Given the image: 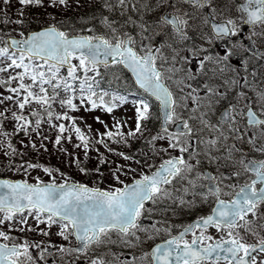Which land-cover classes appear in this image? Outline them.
<instances>
[{
    "label": "snow or ice",
    "instance_id": "6c2138e0",
    "mask_svg": "<svg viewBox=\"0 0 264 264\" xmlns=\"http://www.w3.org/2000/svg\"><path fill=\"white\" fill-rule=\"evenodd\" d=\"M257 26L264 0H0V264H264Z\"/></svg>",
    "mask_w": 264,
    "mask_h": 264
},
{
    "label": "rangeland",
    "instance_id": "374dc122",
    "mask_svg": "<svg viewBox=\"0 0 264 264\" xmlns=\"http://www.w3.org/2000/svg\"><path fill=\"white\" fill-rule=\"evenodd\" d=\"M33 11H39V10H38V9H33ZM85 11H87V9H85ZM9 27H11V25H10ZM216 49H217V50H215L216 52H221V51L223 50V48H222V50L219 49V48H216ZM235 51H236L238 54L246 55V52H245L243 49L237 48V49H235ZM232 62H233L234 65H235V64H238V57H233V58H232ZM250 65H252V63L249 62V66H250ZM125 107H127V106H125ZM125 107H122V108H119V109H115L114 112L116 113L117 116H119V115H121V114L124 113V111H125ZM129 114H130V112H129ZM76 115H77V116H83V117H84V120L87 122V124H90L91 127H92L93 129H97V130H99V131H104L105 129H104V126H103L102 124H100L99 122H97V121L94 119L95 116H100L101 119H103L106 123H108L109 126H111V124H112V119H113V117H112L111 114H108V113H106L105 111L100 110V109H94V110H90V111H88V112L81 111V112H79V113H76ZM80 123H81L82 126L84 125V121H81ZM49 147H51V146H49ZM101 150L103 151L102 146H101ZM29 156L34 157V153H30ZM27 158H29V157H26V159H27ZM41 159H42L43 161H45V162H50L53 166L61 167L62 170L69 172L70 175L75 176L77 179H81V178H82V174L77 173V172L74 170V168H68V167H67V161L64 160V159H63L58 153H56L55 151H52L51 155H49V154H44V155L41 157ZM62 160H63V162H62ZM93 163H94V157H93ZM0 170H2V171L4 172V170H3L2 167H0ZM4 174L10 175V176H12V175H16V174H13V173H5V172H4ZM57 175H58V174H57ZM41 176H42V178L47 179V176L44 175L43 173H41ZM16 178H20V177H19V176H16ZM188 216H190V215H186L185 217H182L181 219H186ZM188 219H189V218H188ZM177 222H179V221H177ZM57 237H58V236H57ZM55 238H56V235L53 234L52 236H50V237H46L45 239H46V240H47V239H51V240L54 241ZM58 240L60 241L61 238L58 237Z\"/></svg>",
    "mask_w": 264,
    "mask_h": 264
},
{
    "label": "flooded vegetation",
    "instance_id": "af4514ba",
    "mask_svg": "<svg viewBox=\"0 0 264 264\" xmlns=\"http://www.w3.org/2000/svg\"><path fill=\"white\" fill-rule=\"evenodd\" d=\"M264 28V26H257L256 27V32H257V35L253 36L252 37V40H254L256 42V47L257 48H261V49H264V36H261L259 33L261 31V29ZM242 32L240 33V38L245 42V43H249L248 41V35H249V29L247 27V25H243L242 26ZM216 48H219V49H222V46L221 47H216ZM215 48V49H216ZM246 55H248V53L246 52ZM250 63H252V65H250L249 67H253L255 66L256 63H261V64H264V61H257L255 58H252L250 59L249 61ZM237 119H239V117H237ZM43 247V245H42ZM51 259V258H50Z\"/></svg>",
    "mask_w": 264,
    "mask_h": 264
},
{
    "label": "trees",
    "instance_id": "16d2710c",
    "mask_svg": "<svg viewBox=\"0 0 264 264\" xmlns=\"http://www.w3.org/2000/svg\"><path fill=\"white\" fill-rule=\"evenodd\" d=\"M138 143H139L138 141H137V142H134V146H137V145H138Z\"/></svg>",
    "mask_w": 264,
    "mask_h": 264
}]
</instances>
